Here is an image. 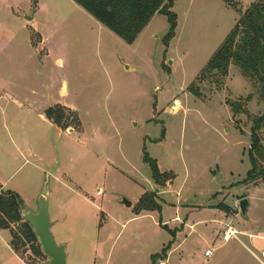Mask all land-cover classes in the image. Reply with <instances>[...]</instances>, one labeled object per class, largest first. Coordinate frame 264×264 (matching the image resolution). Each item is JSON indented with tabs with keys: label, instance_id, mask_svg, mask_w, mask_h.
<instances>
[{
	"label": "rangeland",
	"instance_id": "1",
	"mask_svg": "<svg viewBox=\"0 0 264 264\" xmlns=\"http://www.w3.org/2000/svg\"><path fill=\"white\" fill-rule=\"evenodd\" d=\"M239 1L245 11L259 0ZM172 11L178 26L169 46L163 14L130 45L72 0H0V179L30 209L39 193L51 192V219L55 200L65 204L58 215L65 220L52 233L67 244L68 264H153L170 243L169 264H264V178L244 183L264 95L234 65L226 77H201L241 13L223 0H177ZM230 101L241 105L240 114ZM59 104L71 106H64L67 129L42 117ZM260 137L264 145V128ZM144 148L167 174L164 186L153 181ZM70 178L92 196L73 194L79 188ZM100 187L104 197L96 194ZM122 196L131 208L119 203ZM141 198L143 206L156 201L161 213H138ZM197 206L207 208L188 223L221 218L224 225L182 230ZM228 223L238 231L226 241ZM164 227L177 231L175 238ZM10 228L27 264L49 262L33 254L23 222Z\"/></svg>",
	"mask_w": 264,
	"mask_h": 264
},
{
	"label": "trees",
	"instance_id": "2",
	"mask_svg": "<svg viewBox=\"0 0 264 264\" xmlns=\"http://www.w3.org/2000/svg\"><path fill=\"white\" fill-rule=\"evenodd\" d=\"M77 5L83 8L89 15L100 22L107 29L112 31L126 43L134 44L141 33L149 25L153 17L157 14L167 16L170 29L165 37V45L176 36L178 26L177 15L172 8L177 0H73ZM228 6L241 13L235 28L228 35L224 43L213 55L206 68L201 73V77L206 75H219L226 77L231 65L239 68L244 75L254 80L264 95V0L253 3L248 9H240L239 0H223ZM195 96L200 97L198 91L193 92ZM250 96L247 98L250 100ZM234 116L242 111L240 104L229 102ZM64 106L60 104L51 107L45 111V117L60 129H67L63 124L65 119ZM246 113V112H245ZM251 128V146L249 159L251 170L247 174L244 183H258L264 178V145L260 137V131L264 128V114L253 118ZM165 130L162 133V139L165 137ZM143 161L147 163L152 172V178L155 184L164 186L168 181L167 174L161 172L157 161L150 157L146 149H143ZM263 163V164H262ZM1 187V184H0ZM146 199L141 198L142 211L161 213L162 206L153 199L149 205L143 206ZM25 203L21 196L14 191H5L0 195V230H11L10 222H23L25 227L24 237L29 243H32V252L35 256L44 255L38 238L36 237L31 225L22 217L21 211ZM219 209H222L219 207ZM224 210V209H222ZM25 221V222H24ZM166 228L175 238L177 231H171ZM14 237L17 238L16 234ZM37 243V245H36ZM13 250L21 257L19 250L14 243H11ZM171 249V243L163 250V257L159 254L152 256L153 264L158 260L162 262L168 258ZM22 258V257H21ZM23 259V258H22Z\"/></svg>",
	"mask_w": 264,
	"mask_h": 264
},
{
	"label": "crops",
	"instance_id": "3",
	"mask_svg": "<svg viewBox=\"0 0 264 264\" xmlns=\"http://www.w3.org/2000/svg\"><path fill=\"white\" fill-rule=\"evenodd\" d=\"M73 1V0H72ZM74 2V1H73ZM75 3V2H74ZM77 5V4H76ZM79 6V5H78ZM80 7V6H79ZM81 8V7H80ZM83 9V8H82ZM84 10V9H83ZM85 11V10H84ZM36 20V15H34V21ZM33 21V22H34ZM32 22V23H33ZM31 25H33V24H31ZM32 29H36V28H33L32 27ZM29 30H31L30 28H29ZM37 30V29H36ZM30 41H31V39H30ZM65 83V82H64ZM65 86V87H64ZM63 87L64 88H66V90H67V92H68V89H67V84L65 83V85H64ZM63 88V89H64ZM67 92L64 94V96L67 94ZM61 105H63V106H66V107H71V106H69V105H67V104H61ZM46 109L47 108H45V110H44V112L46 111ZM42 117H43V119L44 120H46V121H48L47 119H46V117H45V114L44 115H42ZM49 122V121H48ZM51 123V122H50ZM60 130V129H59ZM61 131V130H60ZM75 133V132H74ZM72 135V134H71ZM80 136V135H79ZM25 145V144H24ZM86 145H88V143L86 144V143H83V148L84 149H88V151H90V153H92L93 155L94 154H96V152H94L92 149H91V147L88 145V147H86ZM110 164V163H109ZM112 166H114V168H116V166L115 165H113L112 164ZM111 169H113V168H111ZM110 168H108V170H107V168L105 169V171L106 172H109L110 170H111ZM70 181L74 184V186L75 187H77V188H79L78 190H75V189H73L72 190V193L73 194H75L78 198H80V199H82V200H86L87 199V196H86V194L87 195H89V196H92V195H90L88 192H86V191H84L83 189H82V186H81V184L82 183H80L79 181H74V180H71V178H70ZM62 182V181H61ZM0 184H1V187H0V192H5V191H14V192H16V190H13V189H10L9 188V186L7 185V182L6 181H2L1 179H0ZM62 186H64V187H66L67 189H69L66 185H64V184H62ZM72 187H74L73 185H71ZM70 190V189H69ZM98 192H100V197H104L105 195H106V188H103V187H100V188H98V190H97V192H96V194L98 193ZM17 193V192H16ZM17 194H19L20 196H21V198L23 199V201H24V203H25V206L26 207H28L29 208V205H27V201H26V199L20 194V193H17ZM41 195V193H39L38 195H37V197L35 198V203H36V209H34V208H29L30 210H32V211H37V208H38V204H37V200H38V198H39V196ZM51 197H52V194H51V192H49V203H50V199H51ZM49 206V205H48ZM55 206H56V208H57V214L60 216L61 214L60 213H62L63 212V210L65 209L64 207H65V204L63 203V202H60V201H58V200H55ZM206 208L207 207H205V206H197V207H193V209H190L189 210V213L187 214L188 216L186 217L187 219H186V222H185V224H184V227H183V229L182 230H184V228L186 227V226H190V229L191 230H196V227L197 226H206V228H208V226H209V224H213V223H215L216 222V224H219L220 226H223L224 225V220L223 219H221V218H219V219H213V220H209L210 222L208 223V220H204L203 218H201V219H199L196 223H188L189 222V219H190V214L191 213H200L201 211H203V210H206ZM209 210H211V211H218V212H221L222 211V209H219L218 207H215L214 205H209ZM48 210H49V208H48ZM248 210V209H247ZM248 212V211H247ZM143 214L144 213H153V214H155V212H142ZM220 214V213H219ZM219 214L218 213H216V215H214V217H219ZM57 215V217H55V219H51L52 221H54V222H56L55 223V225L54 226H56L57 224H61L62 222H64V218H62V217H60L59 218V216ZM51 218V217H50ZM57 218V219H56ZM179 219V220H178ZM181 220V216L180 217H177L176 218V222H178V221H180ZM203 224V225H202ZM53 226V227H54ZM228 229H230L231 231H238L237 229H235L234 227H233V225H231V224H227V227H226V229H225V231H224V234L228 231ZM218 232V229L216 228V230L214 231V232H212L213 233V235H216V233ZM234 236V235H233ZM206 238H208V237H203V239L204 240H206ZM11 239H12V237H11V233L9 232V230H0V241H1V243H0V264H27L26 262H25V260H23L14 250H13V248H12V246H11ZM228 241V240H227ZM209 251V250H208ZM207 252V251H206ZM206 254V253H205ZM213 254V253H212ZM212 256V255H211ZM263 256H264V253H263ZM207 257H210V256H207ZM161 264H169V255H168V258H167V260L166 261H164V262H162Z\"/></svg>",
	"mask_w": 264,
	"mask_h": 264
},
{
	"label": "water",
	"instance_id": "4",
	"mask_svg": "<svg viewBox=\"0 0 264 264\" xmlns=\"http://www.w3.org/2000/svg\"><path fill=\"white\" fill-rule=\"evenodd\" d=\"M36 8L33 5V13ZM34 15H26V20H32ZM121 205L131 208L133 202L122 196ZM38 208L37 211H32L28 207H23L21 214L22 217L28 222L36 237L38 238L39 245L44 253V255L49 259V262L45 264H68V252L67 244H58L52 233V228L56 222L52 221L49 215L48 205H49V191L47 189L41 193L37 201ZM240 212L243 215H247V209L249 207V201L243 198L240 201Z\"/></svg>",
	"mask_w": 264,
	"mask_h": 264
},
{
	"label": "built area",
	"instance_id": "5",
	"mask_svg": "<svg viewBox=\"0 0 264 264\" xmlns=\"http://www.w3.org/2000/svg\"><path fill=\"white\" fill-rule=\"evenodd\" d=\"M236 231H231L230 229H228V231L225 233V240H229L233 235L235 236ZM212 251H207L206 252V256H211L212 255Z\"/></svg>",
	"mask_w": 264,
	"mask_h": 264
},
{
	"label": "bare ground",
	"instance_id": "6",
	"mask_svg": "<svg viewBox=\"0 0 264 264\" xmlns=\"http://www.w3.org/2000/svg\"><path fill=\"white\" fill-rule=\"evenodd\" d=\"M65 90V89H64ZM176 105H179V104H176Z\"/></svg>",
	"mask_w": 264,
	"mask_h": 264
}]
</instances>
